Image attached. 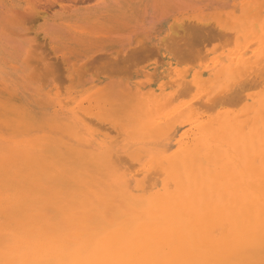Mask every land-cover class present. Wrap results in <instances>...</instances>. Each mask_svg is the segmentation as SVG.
Returning <instances> with one entry per match:
<instances>
[{"label": "bare ground", "instance_id": "1", "mask_svg": "<svg viewBox=\"0 0 264 264\" xmlns=\"http://www.w3.org/2000/svg\"><path fill=\"white\" fill-rule=\"evenodd\" d=\"M214 13L168 26L233 43L179 56L209 66L172 69L178 95L112 81L48 108L0 65V264H264V0Z\"/></svg>", "mask_w": 264, "mask_h": 264}, {"label": "rangeland", "instance_id": "2", "mask_svg": "<svg viewBox=\"0 0 264 264\" xmlns=\"http://www.w3.org/2000/svg\"><path fill=\"white\" fill-rule=\"evenodd\" d=\"M239 1L241 0H0V65L4 64V68L3 66L2 68L9 74L17 72V76L23 84L36 92H43V95L41 92L39 93L42 98L45 97L44 92L46 94L51 92V98L54 97V99L49 101L43 98L44 101L40 103L42 105L50 102L46 106L48 108L53 105L58 108L59 105L55 104L54 101H60V98L65 102L64 104L60 103L63 106L71 105L72 107L77 104H83L82 106L86 107L88 102L84 99L85 91L93 87V85H103L112 81L116 83L133 80L132 82H137V84L143 86L146 85V87H156L169 92L173 91L174 95H176L177 90L175 92L176 86L174 84V72L176 70L172 71V69H178L176 72L184 68L205 69L207 64L209 66V63L205 60L206 58L204 59L206 64L202 59L204 56L201 58L203 62L200 58L198 59V63L201 64L202 62V66L206 65L202 67L200 64L197 65L195 56L205 55L208 51H210V56L213 53L214 55L222 54L232 48L233 43H230L231 47L227 44V47L223 39L224 43L222 45H220L221 39H207L209 40L208 43H212H209V45L207 43L206 45L204 41L203 44H200L202 45L200 47L194 44L196 50L187 51L190 48L187 47L189 48L187 49L186 46H190L193 42L197 43L195 41L198 39L189 38L190 41L187 38H182L180 39V44L175 40L173 45L172 43L174 42L173 40L170 41V35L168 34L169 31L172 32V28L170 30L168 26L184 18V20L200 17L211 19L219 7L230 6V4ZM55 5H60V7L57 8ZM95 5H106V7H96ZM167 34L169 39H166ZM160 37L163 38L162 41ZM181 40H187L185 41L187 44L183 43L184 41L181 43ZM159 41H161L162 45H159ZM167 41L172 43L169 45ZM141 43L143 45L147 44L146 46L149 49L146 50L147 52L151 50V53L148 52L149 54H147L145 51L146 54L144 55L146 56H142L141 54L144 51L141 53L138 47ZM218 43L221 50L220 48H214V51H211L210 49ZM223 44L225 45L223 46ZM143 45L141 46L143 47ZM171 45L179 48L182 53L179 52L180 54L178 55L176 51L178 49L171 47ZM203 45H205V48ZM136 46L138 50L134 51L137 48ZM153 46L158 47L155 49L158 52L155 55V47L153 48ZM169 46L171 49L168 48ZM197 46L200 49H197ZM193 47L191 46V48ZM142 49L144 50V48ZM202 49L203 53H199ZM171 50L174 55L176 54L174 58H172L174 55ZM209 53L206 54L208 56L207 60L210 57ZM151 54L153 55L152 57ZM184 54L186 57L187 55L190 57L195 55L194 58L196 60L194 58L193 60L195 61L191 60L195 64L194 66L192 65L193 67L190 65L193 64L191 61H189V63L191 62L190 64H187V61L185 63L187 65H184L182 61L184 59L182 58L180 59V66H178L177 61L179 59L177 60V58L179 56L184 57ZM124 55L126 60H128L127 62H125ZM128 55L134 58L135 61L130 59L134 63L128 64L130 58ZM119 56L125 63H120L121 59ZM155 56H157V59ZM116 57L120 59L118 63L122 66L120 64L114 66H120L119 68L123 71V74H121L122 71L120 73V71L116 70L118 69L117 67L113 71L110 70L112 73H104L107 68L103 69L104 72L101 71L102 73H99V69L104 66L113 68V64L117 63ZM186 57L184 58L186 59ZM88 61L91 63H88ZM169 63L173 64L171 69L169 68L171 67ZM131 65L132 67L130 68ZM125 67L126 70L130 71H125ZM166 67L168 72L171 70L170 73H165V71L167 72ZM29 70L34 72V78L32 73L28 72ZM117 71L119 74H115L118 73ZM124 72L128 74H124ZM147 80L151 81L147 83ZM163 80H166V86H163L165 84ZM169 81L172 87L169 86ZM190 96H185L186 99L181 97L182 100L180 97L177 96V98L175 96L178 99H175V101L176 103H181L188 100ZM89 120L94 125V120L92 118ZM98 126L100 125L98 124ZM104 127L105 129L100 126L101 129L108 131V125H104ZM109 132L114 134L113 131L109 130Z\"/></svg>", "mask_w": 264, "mask_h": 264}, {"label": "snow or ice", "instance_id": "3", "mask_svg": "<svg viewBox=\"0 0 264 264\" xmlns=\"http://www.w3.org/2000/svg\"><path fill=\"white\" fill-rule=\"evenodd\" d=\"M96 7H106V5H95ZM55 7L59 8L60 5H55Z\"/></svg>", "mask_w": 264, "mask_h": 264}]
</instances>
